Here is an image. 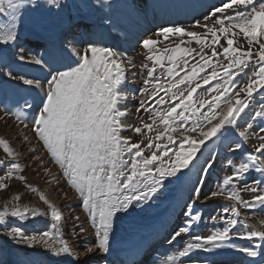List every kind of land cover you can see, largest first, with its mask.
Segmentation results:
<instances>
[{"label":"snow or ice","instance_id":"1","mask_svg":"<svg viewBox=\"0 0 264 264\" xmlns=\"http://www.w3.org/2000/svg\"><path fill=\"white\" fill-rule=\"evenodd\" d=\"M149 7L161 5L158 0H150ZM144 14L143 0H0V95H19L12 85L21 82L36 91L40 99L38 108L25 101L15 108L5 104V110L21 123L32 124L33 139L40 142V147L29 148V158L40 148L45 149L51 157L49 162L62 170L65 183L79 193L80 207L93 230L89 239L80 217L75 211L70 213L83 257L95 254L100 264H110L104 257L115 252L118 259L112 264H140L153 238L165 230L166 250L153 251L148 264H161V258L162 264H175L177 257L189 264H212L193 258V254L215 252L235 239L251 242V246L233 247L255 260L264 254V231L252 228L237 205L250 213L264 209V0H222L204 15V20H213V25H200L206 30L203 35L177 24L157 28L156 34L165 38L170 34L191 38L189 43L200 46L199 59L192 56L196 49L177 45L165 50V60L153 55L158 51L157 41L141 37L138 43L148 55L141 63L142 84L135 86L136 73L128 79V71L135 65L127 52L105 46V41L112 33L118 34L112 37L118 42L120 36L131 39ZM22 32L24 41L18 43ZM239 34L246 40V48L233 39ZM222 38L227 46L221 43ZM32 41L38 42L36 48L29 47ZM77 45L83 47L84 55ZM205 48L210 49V55ZM169 51L173 54L167 55ZM221 57L227 63H221ZM189 58L195 61L191 65ZM12 65H37L47 71L35 79L20 70L13 71ZM129 84L134 87L125 91L124 86ZM205 95H211V100L201 99ZM130 100L138 105L135 112L141 126L126 123L130 115L126 102ZM25 109L32 110L30 121ZM141 112L147 114L149 122H144ZM157 122L159 126L154 128ZM125 131L141 137L145 132L152 134L137 143L123 136ZM22 139L25 145L32 143L26 134ZM252 139L258 144L243 152L239 163L234 164L235 154ZM216 140L219 143L205 153L208 143ZM0 144L10 157L0 158V172L12 178L21 170L19 154L7 142L0 140ZM145 150L150 156L143 154ZM222 151L230 154L226 160L231 174L222 178L216 190L205 193ZM173 157L175 163H169ZM37 160L46 167L42 157ZM185 169L196 179L188 201L181 204L175 196L169 197L171 190L164 181L173 176L179 180L186 173L181 171L177 176L178 170ZM250 173L256 176L247 182ZM18 178L25 180L23 175ZM3 180L0 177V187H7ZM241 182L244 190L253 194L252 199H243ZM225 192L232 203L210 216L214 226L222 227L208 235L193 234V226L203 215L202 210L194 208V202L201 197L208 201ZM40 199L55 221L50 230L28 235L9 219L21 222L29 213L33 218L47 213L5 208L0 211V237L6 239L0 244L11 241L28 248L42 247L52 256L70 257L73 264H80L83 257L60 226V209L45 197ZM161 200H169L170 207L156 218L159 228L133 219L138 209L152 214L157 206L152 201ZM175 208L181 209V217L169 232L165 217L170 218ZM185 236L189 239L174 247L178 238L183 240ZM14 264L35 262L17 259Z\"/></svg>","mask_w":264,"mask_h":264},{"label":"rangeland","instance_id":"2","mask_svg":"<svg viewBox=\"0 0 264 264\" xmlns=\"http://www.w3.org/2000/svg\"><path fill=\"white\" fill-rule=\"evenodd\" d=\"M149 1L150 0H143V3L145 5V14L142 18L143 20L141 19V21L139 22L140 26L148 25V27L146 26L147 31L144 34L139 33L138 39L143 37V38H151L157 41L155 47L157 48L158 51L157 53H153V55H157V54L161 55L164 57L165 60L167 59V56L165 55V50L173 49L177 45H179L182 48L187 47L191 49H196V52H193L192 56L196 57V59H199L197 53L199 52L200 46L194 41L189 43L191 38L187 36L179 37L172 34H170L168 38H165L162 34L157 35L156 30L161 25L169 26L171 24H177L179 26H183L187 31H195L203 35L206 30L200 25L207 23L211 27L213 25V20L210 19L205 21L204 18L202 20H200L199 17L192 18L194 4L199 5L200 2L205 3V8L209 10L214 5H219L222 2V0H168L169 2L167 0H158L161 7L163 3L167 1L169 3L168 4L169 9L166 12L164 7L163 9H160V7L157 8L159 10L158 13L159 20L156 21L155 23L151 21L152 18H149V11H148ZM257 2H259V0H257ZM171 5H173V7L176 5L177 8L176 11L171 10ZM251 7L252 6H249V8ZM189 12H191V15L186 17V14ZM166 13L174 16L171 19L173 21L171 24L162 23L163 22L162 20L165 18ZM198 21L199 24H197ZM113 34L116 35L117 33H112V35ZM233 39L239 41L240 46L242 48H246L247 42L242 34L234 36ZM23 41H24V33L22 32L20 37L17 38V42L23 43ZM37 43L38 42L36 41H32L29 44V47L36 48ZM221 43L224 46H227L226 41H224L223 38L221 39ZM113 45L115 44L112 42V40L106 38L105 46L113 47ZM76 47L81 55L85 54L82 46L77 45ZM217 50L222 51V49L219 48ZM204 51L208 55L211 54L209 48H205ZM172 54L173 53L171 51L167 53V55H172ZM87 55H91V53L89 52L87 53ZM146 55H148L147 50L141 47L140 57L137 59V70H136V72L139 74L137 75L136 79L139 81L136 82L135 86H139L142 84L140 69H141V63L145 60ZM194 62H195L194 60L189 58L190 65ZM220 62L227 63L222 57ZM11 67L13 71L20 70L26 76L35 79L42 78L43 76H45L47 71L46 69H42L41 66H37V65L24 66L23 68H21L18 65H12ZM130 70L128 71V73L130 72L132 74L135 71V67L130 68ZM128 79H129V74H128ZM44 84L46 87V81L44 82ZM12 87L17 90L19 95H15V96L7 95V94L0 95V140L7 142L9 147L14 149V151L19 154L17 156V161L21 166V170H19L16 176L12 178L7 177V175L4 172H0V177H4L3 183L7 185V187H0V211H3L5 208H7L8 211H11L14 208H19L21 211H23L25 208H27V209H39L41 213H47V215H37L35 218L31 217V214L29 213L27 220L21 222L17 221V218L9 219V223H16L19 224L17 226H21L22 228H24L26 234L38 235L40 232L44 230H50V225L55 222L52 219L48 205L45 204L44 201L40 199L41 196L45 197V199H47L50 203L56 205L60 209L62 213L60 226L66 233L65 238L69 239V243L73 244L74 247L77 248V251L80 252L81 257H83L84 253L80 249L81 241L75 239L76 234L73 233L72 231L75 221L74 218L70 215V213L72 211H75L76 215L80 217L79 223L82 224L88 230L89 239L92 238L93 230L91 223L85 220L87 213L80 207L79 193L71 186L65 183V178L62 175V170L54 162H49L51 160V157L45 154V149L40 148V150L35 154V156L29 158L30 152L28 151V149L31 147H37V148L40 147V142L33 139V131H32L33 126L30 122H27L26 124L21 123V121L17 120L12 113L7 112L4 106L5 104H7L8 107L15 108V106H22L24 102L27 101L28 103H31L34 108H38V106L40 105V99L37 96V92L33 91L28 85H25L21 82H13ZM202 87L204 86L202 85ZM24 88H28V93L24 90ZM131 88H132L131 84L124 86L125 91H130ZM197 91L199 92L200 90L198 89ZM214 94L215 93H213L212 95ZM195 98H196V93L193 94V99ZM201 99L205 101H210L211 95L202 96ZM16 102H18L19 105H15ZM134 105H135L134 101L126 102V107L130 110V115L127 118L126 123L129 125L141 126V121L138 118V114L133 109V107H135ZM25 111L28 113V118L30 121L32 110L25 109ZM219 114L220 113H217V115ZM139 115L144 117V122H149L146 113L141 112ZM157 126H159V122H157L156 125H153L154 128ZM160 127H161V131H163L162 126ZM25 134L27 135L29 140L32 141V143L29 145H25V141L22 139V136ZM151 134L152 133L145 132V136L141 137L134 131H125L122 133L123 136L130 137L132 141L137 143H140L145 139L146 136ZM185 135H187V133H185ZM195 138L197 140L199 139L198 134H196ZM248 142H249L250 150L252 145L258 144V141H256L255 139H252ZM218 143H219L218 140L212 141L210 145H207L205 147L204 149L205 153H207L210 150V148L214 146V144H218ZM22 145L25 146L22 148ZM141 147H143V144H141ZM245 151H246L245 149H242L241 152L235 154L236 159L234 160V164L239 163V159L243 155V152ZM143 154L146 156H150L151 153L145 150ZM39 157L43 158V164L46 165V167H42L41 163L38 162L37 158ZM0 158L10 159V157H6V153L4 151L2 144H0ZM225 159H226V154H224L222 151L216 167H214L212 170L211 181H209L208 186L204 189L205 193H207L209 190H216L220 185H222V178L224 176L231 174V169L227 166V160L225 161ZM169 163H175V158L173 157V159L169 161ZM181 171L183 170H178L176 175L178 176ZM183 172H185L186 174L184 177H181L179 180L176 179V176H173V177L165 178L164 181L165 185H167V187L171 190L169 193V197H172L174 194H176L179 191V193L175 197L178 198L177 200H180L179 202L181 204L188 201V198L191 195L192 182H194L196 179L195 175L188 173L186 169ZM20 175H23L25 177V180L21 181L18 178ZM255 176L256 173H250L249 176L247 177V182H250L252 178H255ZM239 189L243 199L245 200L252 199L253 194L244 190V182H241L239 184ZM226 195L227 192H225L223 195L212 197L213 199H217V200H215L214 202L208 200L209 204H201V201L202 202L205 201L204 197H201L199 200L194 202V208L202 210L203 215L201 222L193 226V234L200 233L202 235H208L211 234L213 231H215L216 227H222V225L214 226L213 222L210 219V216L215 215L219 211H222L223 207L226 204H229L222 202V200H226L225 198L228 197V196L226 197ZM169 202H170L169 200H161L158 202L152 201L154 206L157 205L152 209V214L141 213L138 209L137 212L134 214L133 219L138 223H142L146 226L151 227L153 223H157L156 218L158 216H161L163 210L165 209L164 207ZM69 204L71 205V208L68 206ZM169 207L170 206L168 204L166 206V209ZM237 208L240 211V215L246 218V222L249 225H251L249 221L251 222L258 221L260 220V218L264 217V209H259L256 213H250L248 211H245L243 206L241 205H237ZM173 218L174 219L171 220V222L177 220L175 217ZM256 230L264 231V224L257 226ZM5 239L6 238L0 237V241H3ZM188 239L189 237L187 236H185L183 240H180V238H178V241L174 247L179 248L180 246H182V243L186 242ZM233 244L240 246H251V242L247 240L235 239L233 240L232 244L219 248L215 252L194 253L193 258L208 260V257L214 256L215 253L220 254V253L230 252L227 254H231L232 256H238L239 258L244 260L238 262L237 264H264V254L260 255L258 258L253 260L249 258L246 254L237 251L233 247ZM0 247H2L3 249L2 251H0V264H14V262L17 259L32 260L35 262V264H73L70 257L52 256L51 253L47 252L42 247L28 248L27 246L13 244L11 241H7L6 243L0 244ZM109 255L104 258L108 259L110 264H112L114 260H110ZM213 258H220V257L216 256ZM99 259L100 258L97 257L95 254H93L92 256H85L80 261V264H100V262H98ZM163 259L164 258H161V264ZM232 260L236 261V259H232ZM175 264H189V262L182 261L177 257ZM223 264H229V263H223Z\"/></svg>","mask_w":264,"mask_h":264},{"label":"bare ground","instance_id":"3","mask_svg":"<svg viewBox=\"0 0 264 264\" xmlns=\"http://www.w3.org/2000/svg\"><path fill=\"white\" fill-rule=\"evenodd\" d=\"M116 36H117V34H116ZM118 51H122V50H121V49L119 50V48H118ZM176 199H178V198H176ZM177 201H180V200H177ZM176 209H177V208H175V210L172 211L170 218H168L167 216L165 217L166 219H168L169 222H171V220L174 219L172 216H173V213L176 212ZM178 217H179V214H178V216L176 217V219H178ZM169 222H168V223H169ZM252 224H253L255 227H257V226H259V225H261V224H264V217L260 218V220H258V221H254V222H252ZM219 257H220L219 259H218V258H213V259H216V260H222L223 258H225V259H223V260H232V259H236V258H237V256H232L231 254H224L223 256H222V255H219ZM221 257H223V258H221ZM233 261H235V260H233ZM236 261H237V260H236Z\"/></svg>","mask_w":264,"mask_h":264},{"label":"trees","instance_id":"4","mask_svg":"<svg viewBox=\"0 0 264 264\" xmlns=\"http://www.w3.org/2000/svg\"><path fill=\"white\" fill-rule=\"evenodd\" d=\"M24 90L28 93V88H24ZM15 105H19L18 102H16ZM15 107H17V106H15ZM183 171H185V170H183Z\"/></svg>","mask_w":264,"mask_h":264}]
</instances>
